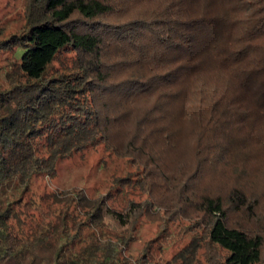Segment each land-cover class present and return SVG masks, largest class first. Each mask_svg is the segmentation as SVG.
Returning <instances> with one entry per match:
<instances>
[{"label": "trees", "instance_id": "16d2710c", "mask_svg": "<svg viewBox=\"0 0 264 264\" xmlns=\"http://www.w3.org/2000/svg\"><path fill=\"white\" fill-rule=\"evenodd\" d=\"M29 12L24 31L0 38V51L21 50L0 88V264L46 245L16 207L33 178L100 143L159 169L179 211L201 215L226 252L217 264H264V0H32ZM67 51L78 60L56 69ZM183 146L190 165L157 166ZM63 198L90 217L100 207ZM136 209L112 211L125 224ZM123 263L91 244L59 264Z\"/></svg>", "mask_w": 264, "mask_h": 264}, {"label": "rangeland", "instance_id": "374dc122", "mask_svg": "<svg viewBox=\"0 0 264 264\" xmlns=\"http://www.w3.org/2000/svg\"><path fill=\"white\" fill-rule=\"evenodd\" d=\"M30 6L32 0H0V38L8 39L26 29ZM20 54V49L15 53L10 49L0 51V88L8 86L6 74ZM77 60L74 51H67L55 62V68L63 70L65 64L72 65ZM172 153H166L164 162L161 160L157 166L168 167L166 159H173L175 169L181 170L183 163L190 165L192 156L184 146L175 150L174 156ZM184 168L190 171L189 166ZM163 184V175L156 166L145 168L133 157L116 155L104 143L61 159L54 177H34L22 202L16 205L25 213L22 218L27 230L32 228L45 236L46 245L31 253L25 264H57L91 244L115 246L127 264H217L223 260L226 252L208 241L201 215L190 216L187 209L180 212L175 205L178 192H167ZM80 192L100 203L94 211L96 216L90 217L88 212L92 211L75 200L66 202L63 198ZM133 209L136 211L125 224L112 211L125 216ZM232 218L238 220L236 215ZM193 242L199 247L189 254L187 250ZM59 247L64 256L57 260L55 250Z\"/></svg>", "mask_w": 264, "mask_h": 264}]
</instances>
